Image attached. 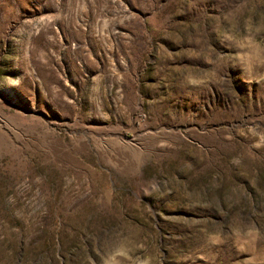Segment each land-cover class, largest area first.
Segmentation results:
<instances>
[{
    "label": "rangeland",
    "instance_id": "374dc122",
    "mask_svg": "<svg viewBox=\"0 0 264 264\" xmlns=\"http://www.w3.org/2000/svg\"><path fill=\"white\" fill-rule=\"evenodd\" d=\"M0 264H264V0H0Z\"/></svg>",
    "mask_w": 264,
    "mask_h": 264
}]
</instances>
